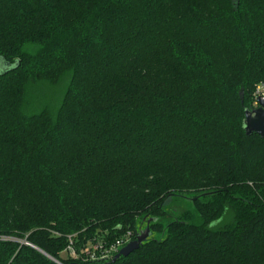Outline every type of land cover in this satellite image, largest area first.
Returning a JSON list of instances; mask_svg holds the SVG:
<instances>
[{"label":"trees","instance_id":"trees-1","mask_svg":"<svg viewBox=\"0 0 264 264\" xmlns=\"http://www.w3.org/2000/svg\"><path fill=\"white\" fill-rule=\"evenodd\" d=\"M2 63L0 236L63 264H264V137L243 124L264 0H0ZM39 82L65 83L57 104ZM147 225L116 261L81 254ZM0 264L58 263L0 239Z\"/></svg>","mask_w":264,"mask_h":264},{"label":"built area","instance_id":"built-area-1","mask_svg":"<svg viewBox=\"0 0 264 264\" xmlns=\"http://www.w3.org/2000/svg\"><path fill=\"white\" fill-rule=\"evenodd\" d=\"M254 102L255 104H258V98L264 97V81L258 83L256 85L255 91H254ZM132 233L131 231H128L123 236L117 238L115 241L106 244L102 241H91L87 244L85 248H82L81 254H84L87 259L91 260H97V259H105L109 260L112 259L119 251L120 249L125 246L128 242L132 240L131 237ZM0 239H6V240H18L22 244H27L31 246H35L34 244L27 241L26 238L24 239H17L12 236H0ZM70 242L65 250V252L71 256V257H77L78 253L74 247L72 236H69ZM60 264H63L60 262Z\"/></svg>","mask_w":264,"mask_h":264},{"label":"water","instance_id":"water-1","mask_svg":"<svg viewBox=\"0 0 264 264\" xmlns=\"http://www.w3.org/2000/svg\"><path fill=\"white\" fill-rule=\"evenodd\" d=\"M2 65L6 68L5 63ZM244 129L247 135H252L253 133H257L258 135L264 137V97L258 98V106H253L251 108H247L245 110V116L243 119ZM152 219L148 220V224ZM151 235V230L149 225L146 226L145 229L139 231L135 237V239L128 242L125 246H123L120 251L113 257V261H116L121 256H127L134 250L138 249L140 245L146 241ZM34 248L38 249L46 256L51 258L52 260L58 262L56 258L47 254L41 248L34 246Z\"/></svg>","mask_w":264,"mask_h":264},{"label":"rangeland","instance_id":"rangeland-1","mask_svg":"<svg viewBox=\"0 0 264 264\" xmlns=\"http://www.w3.org/2000/svg\"><path fill=\"white\" fill-rule=\"evenodd\" d=\"M4 69H5L4 66L2 64H0V72L4 71ZM64 89H65V83L59 84L57 86H52L46 82H43V83L39 82V83L35 84L33 86V88L31 89V95H32V99L36 100L38 107L44 105L42 103H50V104L54 105L55 103L56 104L58 103ZM253 105L258 106V104H255V102ZM182 204L183 205H189L190 202L187 200V201L182 202ZM170 216H171V214H170ZM67 256L68 255L66 252H63L60 255L61 258H67ZM56 263H58V262H56Z\"/></svg>","mask_w":264,"mask_h":264}]
</instances>
